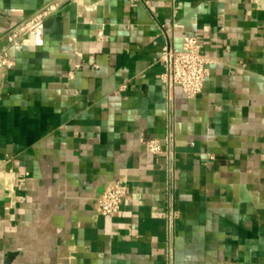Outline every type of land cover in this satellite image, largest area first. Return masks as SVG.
<instances>
[{
  "label": "crops",
  "instance_id": "0c3cea01",
  "mask_svg": "<svg viewBox=\"0 0 264 264\" xmlns=\"http://www.w3.org/2000/svg\"><path fill=\"white\" fill-rule=\"evenodd\" d=\"M52 1L42 38L10 44ZM191 37L210 75L169 97L163 47ZM4 48L0 264H264V0H0ZM169 132L173 176L146 150ZM112 182L122 207L98 214Z\"/></svg>",
  "mask_w": 264,
  "mask_h": 264
},
{
  "label": "built area",
  "instance_id": "2783aa9c",
  "mask_svg": "<svg viewBox=\"0 0 264 264\" xmlns=\"http://www.w3.org/2000/svg\"><path fill=\"white\" fill-rule=\"evenodd\" d=\"M71 2L80 3L83 0H69ZM133 3L144 2L149 4L150 0H131ZM60 2L52 1L46 4L42 9L23 21L9 35V42L13 45L20 44L26 34H32L36 40H40L44 33L45 20L48 16L58 11ZM161 61L164 67L161 73V80L167 88L168 96L171 97L176 86L181 87L189 98H194L202 92L205 82L210 75L209 55L202 50L201 43L196 37L188 40L186 49H179L171 43H167L163 47ZM13 60L9 57L8 50L4 48L0 52V70L9 68L13 65ZM166 147L161 139L150 138L146 141V150L151 153L167 152L170 164L169 170L173 176L175 167L173 159L175 151L172 148V133L167 136ZM167 148V149H166ZM127 193V187L119 182H112L106 186L103 193L97 198L96 211L101 215H111L120 211L123 199ZM180 212L174 206L172 200L165 210L167 225L171 231L176 224Z\"/></svg>",
  "mask_w": 264,
  "mask_h": 264
}]
</instances>
